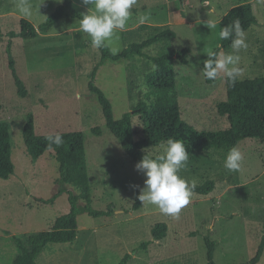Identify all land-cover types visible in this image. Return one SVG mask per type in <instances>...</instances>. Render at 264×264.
Masks as SVG:
<instances>
[{
  "label": "rangeland",
  "instance_id": "1",
  "mask_svg": "<svg viewBox=\"0 0 264 264\" xmlns=\"http://www.w3.org/2000/svg\"><path fill=\"white\" fill-rule=\"evenodd\" d=\"M75 9L86 13L90 6L73 0ZM250 2L259 24L255 32L245 35L247 49L239 53L241 80L264 76V0H136L132 17L125 31L120 32L118 46L122 52L129 43L141 41L123 37L124 32L142 24L169 26L177 35L171 41L176 51L189 50L188 65L174 59L178 102L182 118L197 131L218 132L229 129L226 117L217 107L227 101V76L220 73L208 84L201 71L208 52H216L221 41L219 21L225 12L239 4ZM20 0H1L0 27V121L12 128L15 175L0 179V264H13L19 249L13 238L26 240L32 233L48 231L55 222L71 213L67 186L58 195L59 164L54 151L46 152L38 161L27 154L23 130L28 115L35 118L38 135L81 131L85 136L92 207L97 211H114L110 217L94 218L87 213L78 216V238L73 243L50 244L38 257L37 264H119L128 254L129 264H207L205 238L218 244L216 264H249L257 254L264 227V145L257 140H245L238 146L244 156L239 171L224 167L228 151L201 150L189 153L186 168L180 175L195 181L196 188L210 182L214 190L208 196L194 194L181 210L179 218L162 214L153 205L138 200L145 177L106 127L102 108L96 95L89 91L95 67L101 62L100 50L90 47V38L80 32L79 20L62 19L53 29L36 39H10L9 33L21 31L20 21L26 19L39 27L63 3V0H29L33 8L30 18L20 14ZM184 10L182 18L189 23L173 21L175 10ZM145 17L144 23L139 22ZM216 23L209 29L207 21ZM12 41V53L19 77L25 83L27 97L18 95L9 69L7 46ZM259 42V43H258ZM160 46L146 50L158 54ZM222 51L225 54L232 53ZM151 64L143 58L118 63L106 62L99 70L96 85L113 105L116 120L132 114L136 141H146L154 132L133 109L139 103L153 99L146 86ZM101 129L97 135L93 129ZM161 140L151 148L153 157L163 153ZM133 186H139L134 188ZM42 204L40 200H51ZM79 200L78 207L82 208ZM168 225L167 237L154 241L152 230L157 224ZM147 249L141 246L150 243ZM258 264H264V253Z\"/></svg>",
  "mask_w": 264,
  "mask_h": 264
},
{
  "label": "trees",
  "instance_id": "2",
  "mask_svg": "<svg viewBox=\"0 0 264 264\" xmlns=\"http://www.w3.org/2000/svg\"><path fill=\"white\" fill-rule=\"evenodd\" d=\"M1 10V0H0ZM81 12L77 11L73 0H63L56 11L48 17L45 23L38 28L26 19H21V31L19 33L10 32L11 40L22 38L25 40L36 39L39 32L44 33L53 29L62 19L73 18L79 20ZM239 19L244 32H248L252 27L259 24L253 13L250 3L241 4L232 8L229 13L219 23V31ZM123 37L142 39L129 43L127 47L117 55L110 54L108 49H99L101 52V62L95 67L89 91L96 95L102 108L107 129L120 142L121 147L128 157L138 163L144 156L141 148L155 145L161 140L173 138L183 141L188 153L201 150L229 151L233 147H238L245 140H257L264 145V76L261 78L241 80L237 79L235 84L231 83L227 77V101L220 103L217 107L218 113L226 117L229 122V129L218 132L197 131L193 126L182 118V112L178 102L176 73L171 64L174 59H178L182 64L188 65L189 50L176 51L171 46V41L176 39V33L169 26H153L142 24L136 29L123 33ZM4 38V33L0 27V41ZM127 39V38H126ZM221 45L216 52L228 51L231 49V39L221 40ZM160 46L157 55L152 56L146 50L154 46ZM9 69L14 78L18 95L21 98L27 97L25 83L21 80L16 69V62L12 53V41L7 46ZM134 58L146 59L148 63L156 64L157 70L146 76V86L151 90L153 99L148 103H139L133 114L145 121L153 134L141 143L136 141V130L132 114H126L122 119L116 120L113 105L106 94L96 85V78L100 68L108 61L118 63L130 61ZM217 78L207 80L208 84L215 83ZM2 106L0 105V110ZM97 135L101 134V129H93ZM57 134V133H56ZM51 134V135H56ZM64 143L57 147L53 145L55 158L59 164L58 185L60 190L58 195L66 192L67 186L79 191L75 195L68 190L69 201L72 206L71 213L59 218L52 229L48 231L32 233L26 240L13 238L19 249L13 264H37L38 257L50 244L73 243L78 238V216L87 213L94 218L110 217L114 213L111 208L107 211H97L92 207L90 192V180L88 174L87 154L85 146V136L81 131L59 133ZM49 135H38L35 131V118L28 115L23 130V138L27 154L33 161H38L46 152ZM13 140L12 128L8 122L0 121V179L9 180L15 175V165L12 159ZM214 190V183L210 182L205 188H195V193L208 196ZM51 200H40L42 204H53L58 197ZM79 200L83 201V207L79 208ZM264 233V227H263ZM168 225L157 224L152 230L154 241H161L167 237ZM150 243L141 247L147 249ZM207 246V264H216L215 252L218 244L210 238H205ZM264 253V234L261 239L257 254L249 264H258ZM132 256L128 254L119 264H129Z\"/></svg>",
  "mask_w": 264,
  "mask_h": 264
},
{
  "label": "clouds",
  "instance_id": "3",
  "mask_svg": "<svg viewBox=\"0 0 264 264\" xmlns=\"http://www.w3.org/2000/svg\"><path fill=\"white\" fill-rule=\"evenodd\" d=\"M81 2L90 7L86 13L81 14L78 30L90 38L91 49H108L111 55H117L120 51L119 33L126 30L136 0H81ZM208 4L209 0H204V5ZM18 8L25 18H30L33 14L29 0H20ZM144 20L145 17L140 16L139 22L144 23ZM207 25L211 30L216 27V23L209 20ZM218 35L221 40L231 39L230 46L233 51L230 54L209 51L208 59L203 62L201 74L207 80L214 81L220 73H224L231 83L235 84L242 74L239 53L248 47L240 20L237 18L231 25L223 27ZM151 67L155 71L158 66L152 64ZM46 140L50 151L54 150L53 145L59 147L64 143L59 133L47 136ZM160 147L164 151L155 157L151 154V148L144 149V156L136 164V170L146 178L137 198L143 205H153L162 214L178 219L181 210L190 204L195 194L196 182L194 180L189 182L180 175L181 170L187 166L189 153L183 141L173 138L162 142ZM243 160L244 156L239 148L233 147L227 153L224 167L229 171H239Z\"/></svg>",
  "mask_w": 264,
  "mask_h": 264
},
{
  "label": "crops",
  "instance_id": "4",
  "mask_svg": "<svg viewBox=\"0 0 264 264\" xmlns=\"http://www.w3.org/2000/svg\"><path fill=\"white\" fill-rule=\"evenodd\" d=\"M248 3H250V2H248ZM245 4V3H244ZM240 5V4H239ZM235 7V6H234ZM233 8V7H232ZM231 8V9H232ZM231 9H229L228 11H226L225 12V15H224V17L229 13V11L231 10ZM183 12V15H184V13H185V11L184 10H175L174 12H173V17H172V19H173V21H175V23L176 24H178V25H184V24H188L189 23V21L186 19V18H182L183 16H182V13ZM182 16V17H181ZM219 22H221V20L219 21ZM137 28V27H136ZM259 28V26H254V27H252L248 32H246L245 33V35L246 34H248L250 31L251 32H255L254 34H253V36L254 37H256L257 36V32H258V29ZM259 43V42H258ZM231 50V49H230ZM229 51V50H228Z\"/></svg>",
  "mask_w": 264,
  "mask_h": 264
}]
</instances>
